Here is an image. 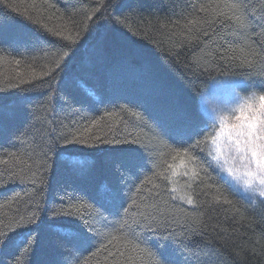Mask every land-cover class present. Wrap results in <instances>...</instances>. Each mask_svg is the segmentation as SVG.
<instances>
[{
	"label": "trees",
	"instance_id": "16d2710c",
	"mask_svg": "<svg viewBox=\"0 0 264 264\" xmlns=\"http://www.w3.org/2000/svg\"><path fill=\"white\" fill-rule=\"evenodd\" d=\"M194 59L203 68H190ZM224 79L231 94L262 90L264 0H0V232L33 221L0 248V264H61L72 217L53 212H74L115 180L128 211L80 209L97 237L73 251L79 264H264V196L209 168L208 145L185 168L187 145L160 135L185 111L218 123ZM72 135L87 143L53 148L38 168L44 144ZM126 140L149 152L120 179L113 161ZM10 172L28 178L8 183Z\"/></svg>",
	"mask_w": 264,
	"mask_h": 264
},
{
	"label": "snow or ice",
	"instance_id": "6c2138e0",
	"mask_svg": "<svg viewBox=\"0 0 264 264\" xmlns=\"http://www.w3.org/2000/svg\"><path fill=\"white\" fill-rule=\"evenodd\" d=\"M4 6L10 9L13 7L11 3ZM116 22L123 23L121 20H117ZM56 34L60 35L59 33ZM41 39L45 38L37 37L35 41L29 40L27 42L39 44ZM75 42L72 41V43ZM64 55L67 56L68 53ZM59 66L60 64L57 63L56 67L58 68ZM251 66V63H249V67ZM189 67L203 68L195 59ZM9 87H12V85H9ZM16 87H19V85ZM261 89L259 94L252 92L247 97L235 99L234 106L230 110L231 114L219 116L218 123L217 121H213L209 124L203 117L197 118L185 111L177 115L176 122L173 125L163 126L160 135L167 136L173 143L187 145V147L182 149L183 158L181 159V164L185 168L189 164H198L199 157L192 153L197 149H201L202 145H208L209 150L207 153L204 154L202 152L201 154L204 155L209 168H213L214 164H218L222 169L227 171L230 177H237L238 169L236 165H239L240 168L244 169V176L246 177L244 181L245 187L253 188L259 185V194L264 196V85L261 86ZM92 124L95 125L96 121L93 120ZM85 131H88V129H85ZM61 138L65 146H60L55 142L44 144L41 152L42 160L38 168L42 169L44 167V160L47 159L48 152L52 151L53 148H57L56 154L59 156L62 152H71L70 146L77 142L81 144L87 143V140L82 135H72L71 139L67 137ZM123 143L127 147L121 149V155L113 161L114 167L117 164L119 165V170H117L116 174L120 179H123L125 174L134 173L136 169L141 168L144 157L149 152V146L141 144L137 140H126ZM174 151L177 157L181 156V149L177 148ZM3 163H7V161H3ZM169 167L171 168L172 166L170 165ZM203 170L207 174V169ZM176 174L173 171L172 175ZM184 175H188V173L185 172ZM192 175H198L195 168L192 171ZM27 178L26 175L10 172L8 183L23 181ZM225 182L227 183V181ZM34 183L35 181H33ZM4 187H7V183ZM207 187L212 189L214 184L209 183ZM15 198L14 196L13 199ZM180 199L183 200L185 197L181 196ZM214 199L218 202L221 201L220 196H216ZM223 202L230 203L226 198ZM187 203H193L191 196L187 197ZM71 208L75 209V211L62 209L59 212H53L54 216L68 215L72 217L67 222V227L70 231L62 237L69 250L67 253L68 258L61 261V264H73V261H75V264H79V256H73V251L78 253L87 250V248L93 246L92 241L97 237V233L94 232V226L90 224L89 219L85 215L80 213L81 208H99L104 212L116 209L115 214L117 215L119 214V209H123L125 213L128 211L124 207L123 193L119 180L97 186L88 196V202L81 200L78 205H71ZM96 215L97 217H101L104 222L107 221V217H103L101 212H97ZM143 219L147 221L150 218L144 216ZM20 220L21 223H17L16 227L11 229L10 232H0V248L10 243L11 236L17 229L27 228L33 223L30 219L25 221L23 216L20 217ZM134 223L139 227L141 222L136 220ZM147 226L151 228V223H148ZM163 227V225L159 226V228ZM159 228L152 230L158 231ZM170 238V234L168 237H164V239ZM113 239H116V237H113ZM101 247H104V245H101ZM120 255H123V253H120ZM17 264H19V261H17Z\"/></svg>",
	"mask_w": 264,
	"mask_h": 264
},
{
	"label": "rangeland",
	"instance_id": "374dc122",
	"mask_svg": "<svg viewBox=\"0 0 264 264\" xmlns=\"http://www.w3.org/2000/svg\"><path fill=\"white\" fill-rule=\"evenodd\" d=\"M218 85L220 86L219 88L216 87L217 92H219V94L225 97L224 98V104L221 107V109L219 110V114L218 116L221 115H230V110L231 108L234 106V101L235 99L239 98V97H247V96H240L237 94H231L232 91V87L234 85V83L232 81L229 80H220L218 82ZM219 89V91H218ZM226 89H230L229 91H226ZM219 94H217L216 92H214V89L211 90V95L212 97L216 100H218L219 98ZM249 96V95H248ZM237 169H238V173H237V177H233V182L237 183L242 189L245 190H250V191H258L260 192V187L259 185L254 186L253 188H247L245 187L244 181L246 179V177L244 176V169L240 168L239 165H236Z\"/></svg>",
	"mask_w": 264,
	"mask_h": 264
}]
</instances>
